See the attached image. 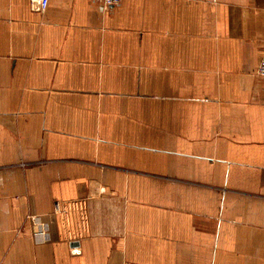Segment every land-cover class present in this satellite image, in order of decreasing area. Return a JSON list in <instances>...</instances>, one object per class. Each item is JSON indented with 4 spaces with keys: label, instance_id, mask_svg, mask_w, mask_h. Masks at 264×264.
Wrapping results in <instances>:
<instances>
[{
    "label": "crops",
    "instance_id": "crops-1",
    "mask_svg": "<svg viewBox=\"0 0 264 264\" xmlns=\"http://www.w3.org/2000/svg\"><path fill=\"white\" fill-rule=\"evenodd\" d=\"M264 0H0V264H264Z\"/></svg>",
    "mask_w": 264,
    "mask_h": 264
},
{
    "label": "built area",
    "instance_id": "built-area-1",
    "mask_svg": "<svg viewBox=\"0 0 264 264\" xmlns=\"http://www.w3.org/2000/svg\"><path fill=\"white\" fill-rule=\"evenodd\" d=\"M105 7H115L120 5L123 0H101ZM33 6L42 11L46 10L50 0H31ZM258 73L264 76V54L259 63ZM87 198L76 199L67 202L57 201L54 206V213L57 216L61 233V242L56 249L57 264H71L73 255V243L78 240L79 232L77 229V210L72 204L87 201Z\"/></svg>",
    "mask_w": 264,
    "mask_h": 264
},
{
    "label": "water",
    "instance_id": "water-1",
    "mask_svg": "<svg viewBox=\"0 0 264 264\" xmlns=\"http://www.w3.org/2000/svg\"><path fill=\"white\" fill-rule=\"evenodd\" d=\"M72 245H73L74 248H78V247H79V242L76 241V242H74Z\"/></svg>",
    "mask_w": 264,
    "mask_h": 264
}]
</instances>
